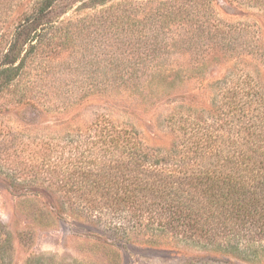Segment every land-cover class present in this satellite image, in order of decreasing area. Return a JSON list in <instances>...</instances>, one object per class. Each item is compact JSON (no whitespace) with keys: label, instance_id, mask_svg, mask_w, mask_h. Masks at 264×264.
<instances>
[{"label":"rangeland","instance_id":"1","mask_svg":"<svg viewBox=\"0 0 264 264\" xmlns=\"http://www.w3.org/2000/svg\"><path fill=\"white\" fill-rule=\"evenodd\" d=\"M34 1L0 0V61ZM55 17L0 91V223L11 264H264L224 262L203 241L146 220L87 214L25 156L101 117L135 129L152 148L171 147L166 117L210 116L218 77L241 65L252 38L264 49V0H71ZM235 22L249 30L243 46L221 31Z\"/></svg>","mask_w":264,"mask_h":264},{"label":"trees","instance_id":"2","mask_svg":"<svg viewBox=\"0 0 264 264\" xmlns=\"http://www.w3.org/2000/svg\"><path fill=\"white\" fill-rule=\"evenodd\" d=\"M66 1L71 0H36L19 15L0 61V91L16 78ZM225 30L241 46L246 43L245 23L224 24ZM248 43L255 47L241 52V65L218 77L210 116L178 110L166 117L171 147L152 148L135 129L101 117L84 129L70 128L63 142H40L25 156L37 163V173H51L56 189L87 214H111L115 224L127 216L154 229L182 231L212 246L224 262H263L264 49L256 37ZM10 246L0 223V264H11ZM22 264L57 263L30 257Z\"/></svg>","mask_w":264,"mask_h":264}]
</instances>
